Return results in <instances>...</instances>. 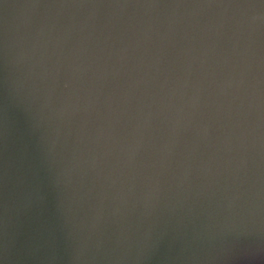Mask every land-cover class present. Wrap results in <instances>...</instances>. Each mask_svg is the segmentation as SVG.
<instances>
[{
	"label": "water",
	"instance_id": "95a60500",
	"mask_svg": "<svg viewBox=\"0 0 264 264\" xmlns=\"http://www.w3.org/2000/svg\"><path fill=\"white\" fill-rule=\"evenodd\" d=\"M0 264H264V0H0Z\"/></svg>",
	"mask_w": 264,
	"mask_h": 264
}]
</instances>
